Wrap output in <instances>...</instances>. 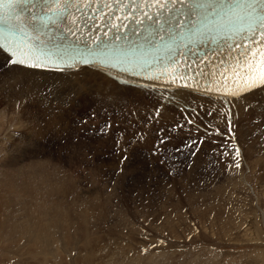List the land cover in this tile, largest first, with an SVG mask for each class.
<instances>
[{
  "label": "rangeland",
  "instance_id": "rangeland-1",
  "mask_svg": "<svg viewBox=\"0 0 264 264\" xmlns=\"http://www.w3.org/2000/svg\"><path fill=\"white\" fill-rule=\"evenodd\" d=\"M3 68L0 186L20 208L30 176L51 210L0 264H264V92L240 115L82 75L13 85Z\"/></svg>",
  "mask_w": 264,
  "mask_h": 264
},
{
  "label": "snow or ice",
  "instance_id": "snow-or-ice-1",
  "mask_svg": "<svg viewBox=\"0 0 264 264\" xmlns=\"http://www.w3.org/2000/svg\"><path fill=\"white\" fill-rule=\"evenodd\" d=\"M133 4L137 0H131ZM91 0H0V18L8 13H14L18 21H23V13H29L33 22L40 24L43 28L52 26L59 27L62 22L68 21L74 26H78L79 17L75 16V11L82 7H87ZM145 5L156 4L159 9L154 21L163 31V22L160 20L161 13L168 15V20L175 19L176 25L181 29L177 35L169 33L171 39L165 42L168 50L178 49L181 45L187 46L206 38L209 34H215L224 40L229 50L240 48L231 59L236 64L244 65L248 57L245 53L246 42L251 40L255 43L257 35L264 38V0H139ZM148 20L153 17L147 13H141ZM73 19L69 21V17ZM195 16L201 22L197 27L195 21H191L192 28L183 31L184 24L188 23V17ZM215 19H212V18ZM143 20L137 23H143ZM118 27V25H113ZM159 39L165 41V36L160 35ZM30 50L31 44L25 45L23 38L17 40L14 36L0 33V50L8 53L10 64H25L24 59H17V54L24 55V47ZM255 50L253 49V53ZM260 64L257 67L252 61L243 68L242 80L248 85L246 91L256 88H264V52L260 53ZM81 63H88L82 60ZM26 66L37 68L41 64L38 62L28 63ZM236 75L241 76V70L236 68ZM235 95V93H234ZM239 149H237V152ZM239 164H237V167Z\"/></svg>",
  "mask_w": 264,
  "mask_h": 264
},
{
  "label": "bare ground",
  "instance_id": "bare-ground-1",
  "mask_svg": "<svg viewBox=\"0 0 264 264\" xmlns=\"http://www.w3.org/2000/svg\"><path fill=\"white\" fill-rule=\"evenodd\" d=\"M8 61H9V58L7 57V55L0 50V65H1L0 68L4 69L3 66H5L7 71L9 70L11 72L8 76L10 79L9 80L10 83H12L13 85H16L17 83L19 84V82H20L19 79H26L30 83H33V82L37 83L38 82L37 80H40V81L44 80L45 83H47V85L48 84H56V83L63 84L62 82H65V79L60 80L61 77H64V76L72 77V76L76 75L78 78L79 77L78 75H82V76L86 77L88 81L94 82L96 84V86L103 87L104 90L109 89L110 92H112L114 94L116 92H118V90L126 89V88H127V90L133 89L134 92L137 91L138 89L139 90L140 89H146V90L155 91L158 93L176 95L178 98H181L182 100H185V101H188L191 103L193 102V104L199 105V106L207 105V104L209 105L210 100L215 102L218 105H221V103H223V102L229 101L230 105L234 106L236 112L240 113V115L243 114L242 113L243 109H241L242 107L237 110L235 106H238V104H240L242 102H244V104H245V102L248 101V95L253 94V93L257 94L256 91L258 93L264 92V88L260 89L261 92L256 90V89H258V88H256L255 90H252L250 92L248 91V92H246V94L240 95L236 98H233V97L230 98V97H225V96L211 95V94H205V93L194 92V91L189 92L188 90H185L183 88H177V89H173V90H164V89H158V88H152V87H145L142 85L124 84L122 82H119L118 80H115V79L107 76L106 74H104L98 70H95V69L89 68V67H79L75 70H67V71H51V70L32 69V68H26V67H22V66H18V65H12V64H9ZM133 62L134 63H132V65H130V67H133V68H137V67L143 68L144 67L143 65L139 64L140 61L134 60ZM12 72L14 74H12ZM15 80H16V82H15ZM67 81H68L67 83H70L71 80L69 79ZM23 82H24V80H23ZM74 82H76V81L74 80ZM4 84H5L4 86H8L7 85L8 83H4ZM42 84L43 83H41V85ZM39 85H37V88L36 87L35 88L40 89ZM8 87L11 88L10 86H8ZM13 87L14 86H12V89H13ZM16 87H17V90L14 87L15 89H13V92L20 93L22 97L23 96L25 97V94L21 92L22 90H20L18 86H16ZM47 97L48 96H46L45 98H47ZM40 99L38 98V100H40ZM40 103H42V102H40ZM204 111H205V109H204ZM244 116H246V115L244 114ZM23 175H24V173H23ZM11 177H13V176H11ZM21 177H24V176H21ZM21 177H17V175L15 176V178L18 181V186L15 190H17L18 188L22 189V192L24 194L23 195V203H22V206L20 208L18 206L17 200H15L14 194L10 190H7V186L6 185L4 186V184L0 186V244H3V245L5 244V241L2 242L4 239H8V238L11 239V238L15 237L16 241H18L20 243L25 241V243H26V240L33 238V236H35L37 234V231H39V233H41V230L40 229L38 230L40 223L42 221H44V214L46 212H48V210H51V208H49V207H51V205L48 206L46 203V197H43V196H45L46 191H41L40 189L33 188L34 186H31V178H29L30 176L29 177L25 176L24 178H22L23 180L22 179L19 180ZM11 182H13V181H11ZM10 187L11 186H9V189H11ZM13 191H14V189H13ZM53 192H54V190H53ZM65 211H67V208L65 209ZM15 215L19 216L18 220L16 222H14V220H13ZM20 216H22V217L25 216L24 217L25 219L24 218L22 219ZM43 236H44L43 238H45L48 236V234H45ZM39 238L40 237H38L36 239V243H35V246L38 247V249H36L37 252H39V250H41V248H40L41 242H40ZM38 242H40V243H38ZM19 257L23 258L24 255H21ZM2 261L3 260H1V262ZM5 262L6 261H4V263H1V264H5ZM7 262H9V260H7Z\"/></svg>",
  "mask_w": 264,
  "mask_h": 264
},
{
  "label": "built area",
  "instance_id": "built-area-1",
  "mask_svg": "<svg viewBox=\"0 0 264 264\" xmlns=\"http://www.w3.org/2000/svg\"><path fill=\"white\" fill-rule=\"evenodd\" d=\"M165 252H167L166 255H170V254H168V251H165ZM166 255H165V256H166ZM152 258H153V256H152ZM153 260H154V258H153ZM190 260H191V259H190ZM190 260H189V261H190ZM166 261H167V260H166Z\"/></svg>",
  "mask_w": 264,
  "mask_h": 264
},
{
  "label": "water",
  "instance_id": "water-1",
  "mask_svg": "<svg viewBox=\"0 0 264 264\" xmlns=\"http://www.w3.org/2000/svg\"><path fill=\"white\" fill-rule=\"evenodd\" d=\"M165 258V255L163 256V259Z\"/></svg>",
  "mask_w": 264,
  "mask_h": 264
}]
</instances>
